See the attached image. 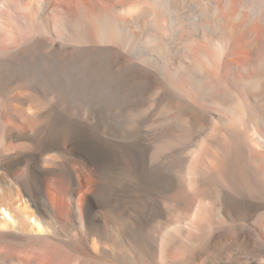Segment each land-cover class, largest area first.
<instances>
[{
  "label": "bare ground",
  "instance_id": "6f19581e",
  "mask_svg": "<svg viewBox=\"0 0 264 264\" xmlns=\"http://www.w3.org/2000/svg\"><path fill=\"white\" fill-rule=\"evenodd\" d=\"M0 5V264H264V0Z\"/></svg>",
  "mask_w": 264,
  "mask_h": 264
},
{
  "label": "rangeland",
  "instance_id": "374dc122",
  "mask_svg": "<svg viewBox=\"0 0 264 264\" xmlns=\"http://www.w3.org/2000/svg\"><path fill=\"white\" fill-rule=\"evenodd\" d=\"M1 6V5H0ZM63 200H65V199H63Z\"/></svg>",
  "mask_w": 264,
  "mask_h": 264
}]
</instances>
